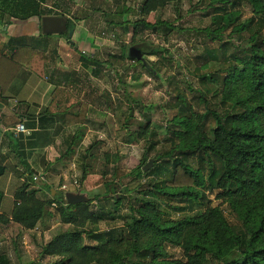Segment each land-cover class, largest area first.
Returning a JSON list of instances; mask_svg holds the SVG:
<instances>
[{
	"label": "trees",
	"instance_id": "16d2710c",
	"mask_svg": "<svg viewBox=\"0 0 264 264\" xmlns=\"http://www.w3.org/2000/svg\"><path fill=\"white\" fill-rule=\"evenodd\" d=\"M124 1H114L118 6L113 13H123ZM172 1L175 0H144L142 14L165 8ZM238 1L220 0L211 13V24L201 29L211 40H218L219 45L215 49L207 48L199 55L202 69L206 70L198 74L200 86L184 80L186 89L194 94L196 104L183 91L171 95L175 100L176 113L168 119L165 129L177 141L166 152L157 155L155 167L150 170L158 175L169 174L164 186L155 183L149 190L151 196L147 197L149 194L145 192L144 196L136 197L138 206L131 204L129 215L116 214L126 197L117 195L119 191L112 195L115 210L100 207L99 213L92 211L87 202L68 204L64 192L52 196L49 186V195L40 197L44 187L34 179L32 166L25 159L22 136V177L25 179L15 189L11 217L0 213V222L6 224L11 220L22 228L34 229L39 221L50 215V208L56 200L59 201L58 212L62 222L73 228L57 234L44 248L45 255L60 257L57 264H264V0H248L252 16L245 20L238 12L230 10ZM44 2L0 0V20L34 16L40 19L45 15L42 10ZM68 22L73 23V20L69 18ZM141 26L166 34L178 29L166 20L147 22L141 17L134 21V34H138ZM26 42L19 40L16 52L8 61L12 70L20 68L21 54L24 65L27 64L24 57H34L39 53L35 45ZM138 47L143 54L173 60L169 51L161 46H150L148 51L140 45ZM128 52L129 48L124 47L121 57L149 68L143 61L130 58ZM81 58L92 64L99 63L92 53H81ZM3 59L0 55V60ZM209 64L217 67L209 70ZM151 73L159 72L156 69ZM211 83L217 87H209ZM86 107L64 113L66 123L86 122ZM127 132L131 137L129 129ZM146 132L144 127L136 135L140 137ZM36 134L41 135L34 132L28 139H35ZM81 136L82 133L74 134L67 143V151L57 159L75 153L74 146L79 144ZM151 137L152 145L160 142L154 131ZM34 143L30 141L28 147L35 148ZM46 145L44 143L42 147ZM192 159H197L200 167L193 166ZM6 173L7 167L0 163V179ZM43 173L47 174L46 169ZM147 173L142 166L127 173L115 168L112 178H141ZM101 179L106 191L97 194L93 200L106 198L111 192L114 180L108 179L106 173ZM121 184L123 187L124 182ZM124 190L129 193L126 186ZM206 190L218 191L217 198L226 202L235 221H230L220 205H211ZM158 198H166L168 205H171V200L179 199L187 206H175V209L196 212L177 219L165 218ZM3 199L4 191L0 187V210ZM132 200L129 195L128 201L131 203ZM196 205L201 207L196 209ZM116 217L125 220L124 226L107 230L104 237L98 228H85L86 224L93 225ZM85 234L92 235L90 238L97 243L85 244ZM165 241L179 247L183 256L159 261L164 256L161 244ZM0 264H11L9 256L1 250Z\"/></svg>",
	"mask_w": 264,
	"mask_h": 264
},
{
	"label": "rangeland",
	"instance_id": "374dc122",
	"mask_svg": "<svg viewBox=\"0 0 264 264\" xmlns=\"http://www.w3.org/2000/svg\"><path fill=\"white\" fill-rule=\"evenodd\" d=\"M114 1L90 0L88 2L90 8L82 14L81 11L79 12V8H74L75 13L71 15L74 25H77L80 19L90 20V25L92 27L94 25V30L89 29V33L95 39L101 40L97 57L99 63L96 64L99 76L90 71H83L79 76V83H82V87L87 89L83 98L88 101L86 105L90 110V118L86 125H82V130H79L80 128L73 130L75 134L82 133L79 144L74 146L75 153L66 155L61 160L56 159L57 155L59 158V155L61 156L67 151V144L60 140L57 145L58 153L56 151L55 154V151L52 150L49 154L53 159L50 161L52 165L47 163V168H41L40 164L35 165L36 171H33V175L41 177L42 169L47 171V174L44 175V185H42L44 188L39 193L40 197L49 195V187L51 190H55L54 193H51L52 196L57 194L59 196L58 192H84L89 197L87 203H90V209L96 213L101 212L100 207H105L106 210H115L112 195L119 191L117 195L122 194L126 197L122 199L116 214L129 215L130 205L138 206L136 197L144 196L145 192L149 194L147 197L151 196L149 190L153 188V184L159 183L160 186H164L165 180L169 179V174H164V170L163 174L159 175L150 170L155 167L157 155L166 152L177 141L165 129L168 119H171L176 113L175 100L171 95L183 91L187 94L188 99L196 104L194 94L186 89L187 84L184 80H189L194 86H200L198 74L206 70L202 69L199 55L207 48L215 49L219 45L218 40H211L201 29L211 24V13L214 12L213 9L220 0H175L165 8L152 11L144 16L142 14L144 0H125L122 14L113 13L118 6ZM230 10L241 14L242 20L252 16L248 0H239L236 7L234 9L230 7ZM141 17L147 22L166 20L175 24L178 29L166 34L164 31L155 32L141 26L136 35L134 34V21ZM262 31L264 32V27ZM61 36L68 40L71 39L67 32ZM235 39L237 40V38ZM138 45L145 51H148L153 45L166 48L169 51V56H173V62L158 55L144 54V59L149 67L144 68L138 61L121 57L120 53L124 47L130 48ZM91 65L93 64L91 63ZM216 67L215 64H209V70H214ZM156 69L159 73L153 75L151 71ZM95 73L98 74V72ZM208 86L217 87L215 83ZM80 108L81 104L76 105L74 110H80ZM127 116L129 117L126 122ZM144 127L147 131L146 134L137 137L136 133ZM127 129H129L131 137L128 136ZM152 131L156 133L155 138L160 141L158 144H151ZM106 157L109 158V161ZM149 160H153V164L145 171L148 173L141 178L130 176L112 178L115 168L127 173L137 166L144 167ZM38 161V159L34 160L35 163ZM192 163L193 166L200 167L197 159H192ZM105 173L108 179L114 180V184L110 186L111 192L106 198L93 200L97 194L106 191L101 179ZM120 179L129 189V193L124 190V186L122 187ZM34 188L37 187L34 186ZM206 194L211 200V205H220L230 221H235L226 202L217 198L218 191L206 190ZM129 195L133 197L131 203L128 201ZM165 200L166 198H158V202L161 204L160 209L165 218L177 219L188 213L196 212V210L175 209V206H187L185 202H179V199L171 200V205L165 203ZM59 205L60 202L56 200L50 208V215L38 222L36 233L34 230L30 231L31 229L11 223L12 228L9 229L11 232H9L6 242L4 245L0 244L3 246L2 249L7 252L11 264H57L60 257L45 255L44 248L57 234L73 228L72 225L62 222L58 212ZM195 207L198 209L201 206L196 205ZM124 224L125 220L116 217L110 221L103 219L93 225L86 224L85 228H98L99 233L104 237L107 230L123 227ZM26 232L31 236L27 238ZM91 236L85 234V244L97 243L95 239L90 238ZM23 241L27 243H23ZM161 247L164 256L160 257L159 261H169L183 256L179 247L170 245L167 241L162 243Z\"/></svg>",
	"mask_w": 264,
	"mask_h": 264
},
{
	"label": "crops",
	"instance_id": "0c3cea01",
	"mask_svg": "<svg viewBox=\"0 0 264 264\" xmlns=\"http://www.w3.org/2000/svg\"><path fill=\"white\" fill-rule=\"evenodd\" d=\"M89 1L45 0L42 10L45 15H66L69 19L75 13L74 8H79L81 14L90 8ZM108 1L110 0H106ZM90 23L88 19H80L77 25L72 23L74 31L72 35L68 32L71 37L68 40L61 34L44 36L46 34L42 32L41 22L35 16L29 19L0 20V55L4 58L0 60V163L7 167V173L0 179V187L4 191L0 213L9 218L15 206V189L25 179L22 177V136L26 148L25 159L34 171L37 164L41 168L47 167V163L51 164L53 159L49 154L52 150L55 154L56 151L58 153L57 145L60 140L67 144L75 134L73 130L82 128V125L89 122L88 101L83 98L87 89L79 83V76L83 71L94 72V75L99 76V70H96V64L84 61L81 53L86 50L87 55L92 53L97 58L101 45V40L95 39L88 31L94 30V25L92 27ZM19 40L35 45L39 53L34 57H24L23 61L27 63L24 65L21 54L20 68L17 71L15 68L12 70L8 61L16 52ZM80 104V109L87 106L86 122L66 123L63 114L74 112V107ZM21 122H24L27 131L15 134L12 129ZM34 132H40L41 135L36 134L35 139H28ZM30 141L35 142V148L28 147ZM44 143L47 145L42 147ZM30 151L33 153L30 154ZM36 159L39 160L37 163L34 162ZM41 180H45L44 173L38 177V181ZM11 223L14 221L10 220L6 224L0 222L2 245L11 232ZM37 229L38 224L29 230L35 232ZM28 236L31 234L28 233L26 237ZM2 247L0 246V250L5 252Z\"/></svg>",
	"mask_w": 264,
	"mask_h": 264
},
{
	"label": "water",
	"instance_id": "95a60500",
	"mask_svg": "<svg viewBox=\"0 0 264 264\" xmlns=\"http://www.w3.org/2000/svg\"><path fill=\"white\" fill-rule=\"evenodd\" d=\"M39 21L41 22V29L44 34H64L69 32L72 35L74 29L73 24L68 22V17L66 15H44L42 16ZM129 57L132 59L141 60L146 63L144 59L143 51L138 46H131L129 48ZM153 164V160H149V162L143 167L144 171H147ZM41 184L44 182L40 181ZM54 193L55 190L52 189ZM65 198L68 204H76L81 202H88L89 197L84 192H73L67 191L65 193Z\"/></svg>",
	"mask_w": 264,
	"mask_h": 264
},
{
	"label": "built area",
	"instance_id": "2783aa9c",
	"mask_svg": "<svg viewBox=\"0 0 264 264\" xmlns=\"http://www.w3.org/2000/svg\"><path fill=\"white\" fill-rule=\"evenodd\" d=\"M12 130L15 134H18L19 132H26L27 128L24 122H21V123L16 124ZM34 179L38 180V176H34Z\"/></svg>",
	"mask_w": 264,
	"mask_h": 264
}]
</instances>
